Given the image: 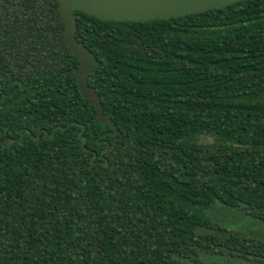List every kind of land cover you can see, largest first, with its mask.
Masks as SVG:
<instances>
[{
    "label": "trees",
    "instance_id": "1",
    "mask_svg": "<svg viewBox=\"0 0 264 264\" xmlns=\"http://www.w3.org/2000/svg\"><path fill=\"white\" fill-rule=\"evenodd\" d=\"M75 16L115 136L58 0H0V264H264L263 239L210 215L264 224V0Z\"/></svg>",
    "mask_w": 264,
    "mask_h": 264
},
{
    "label": "water",
    "instance_id": "2",
    "mask_svg": "<svg viewBox=\"0 0 264 264\" xmlns=\"http://www.w3.org/2000/svg\"><path fill=\"white\" fill-rule=\"evenodd\" d=\"M244 0H58L64 22V41L69 51L79 62L74 75L81 96L91 101L96 110L99 124H108L113 130L103 136H115L117 127L104 115L103 106L97 91L88 83L97 65L91 52L75 38L77 19L75 11L93 16L99 20L114 22H142L155 19L183 17L209 10L220 9ZM108 149L105 148L104 151Z\"/></svg>",
    "mask_w": 264,
    "mask_h": 264
},
{
    "label": "rangeland",
    "instance_id": "3",
    "mask_svg": "<svg viewBox=\"0 0 264 264\" xmlns=\"http://www.w3.org/2000/svg\"><path fill=\"white\" fill-rule=\"evenodd\" d=\"M210 215L215 223L229 229L240 231L248 236L257 237L264 240V224L256 222L240 210L229 209L216 205L210 211Z\"/></svg>",
    "mask_w": 264,
    "mask_h": 264
}]
</instances>
